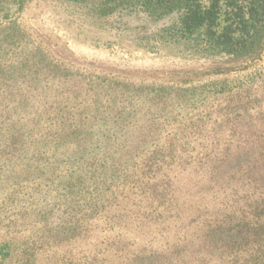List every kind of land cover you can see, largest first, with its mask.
<instances>
[{
	"label": "rangeland",
	"instance_id": "374dc122",
	"mask_svg": "<svg viewBox=\"0 0 264 264\" xmlns=\"http://www.w3.org/2000/svg\"><path fill=\"white\" fill-rule=\"evenodd\" d=\"M100 3L0 0V40L14 42L2 52L0 103L19 125L30 119L25 148L0 152V226L8 216L21 231L11 237L6 264H138L164 250L177 264L182 251L175 242L192 239L196 217L215 216L225 200L242 192L252 198L246 194L264 185V171L254 172L264 164L260 156L248 162L244 148L225 155L226 138L244 129L235 120L242 106L261 104L264 112V51L218 73L215 65L229 66L228 56L167 33L178 12L102 15ZM32 56L31 81L20 65ZM34 58L45 63L35 68ZM47 66L62 76L44 80ZM39 86L48 108L59 100H109L98 118L89 114L87 122L101 128L89 133L83 150L51 146L48 133L33 136ZM124 106V129L104 132ZM246 163L256 178L244 173L238 180L235 170ZM156 228L164 237L147 246Z\"/></svg>",
	"mask_w": 264,
	"mask_h": 264
},
{
	"label": "trees",
	"instance_id": "16d2710c",
	"mask_svg": "<svg viewBox=\"0 0 264 264\" xmlns=\"http://www.w3.org/2000/svg\"><path fill=\"white\" fill-rule=\"evenodd\" d=\"M117 11H128L129 13L141 11L157 16L178 12L180 14L179 23L169 26L166 29L167 33L187 40L199 51L211 55L228 56L229 66L225 63L215 65L218 73H228L230 70L237 69V67L233 68V62L239 64L238 66L243 65L250 58H259L264 51V0H101L99 12L102 15H110ZM13 44V40H0V70L6 63L2 52L8 49L7 46L12 47ZM34 59L36 60V58ZM41 63L44 64L45 60H36L35 68L39 67ZM20 68L26 69L24 70L26 73L22 77H28L32 81L34 75L33 56L23 58ZM47 69L49 71L44 80L62 76L58 70L56 72L49 66ZM41 71L42 67L38 68L35 75L41 76ZM45 89L40 86L36 88L40 98L33 100L35 102L33 104H37L33 121L30 122L32 124L30 131L33 132V136L48 133L52 138L54 137L53 140L46 141L49 144L52 142L51 146L83 150L87 145L89 133H93V131L95 133L101 128L100 124L94 127V124L87 122L89 114L93 112L95 118H98L101 108L104 107L106 110L108 107L106 104L109 100H59L48 108L50 100H41ZM26 101L22 100L21 106H26ZM94 104L95 108L90 109ZM41 107H45L48 112L41 114ZM242 107H244V111L236 113L235 120L239 121L244 129L240 130L237 136L234 131L226 138L225 155L229 157L237 150L244 148V156H249L248 162L260 156L259 161L264 163V127H262L264 112L261 110L262 105L246 103ZM125 110L126 106L121 111H116L109 116L110 120L105 122L104 132L108 131L112 135L124 129L127 123V120L123 118ZM232 120L233 117L224 119L226 122ZM29 121L28 118L25 123L19 125L18 121L6 118L0 103V152L16 151L19 146L25 145V128ZM260 121L261 127H258L257 123ZM3 137L7 140L4 149L1 144ZM250 164L239 165L235 170L238 180L244 173L248 180L251 176L256 178L254 172L261 175L264 171V164H262L253 173H247ZM245 182L241 181L240 186ZM248 188L247 185L246 189ZM254 188L252 193L246 194H253L252 198L242 199L245 194L242 192L234 197L235 199H227L224 204L222 202L224 210L217 207L215 216L196 217L191 224L193 226L192 239L188 240L185 245H181L180 241L175 242L178 243V248H181L178 251H182L181 257L176 260L177 264H264V185H255ZM4 222L8 223L0 226V230H2L0 233V264H6L3 260L4 256H9L13 250L12 235L21 232L17 227L10 225L13 221L8 216ZM74 224H78V222H74ZM154 231L151 232L148 241H145L147 246L158 238L164 237V233L160 229L156 228ZM142 235L146 236L145 231L142 232ZM30 249V246L27 247L25 254ZM118 251H121V248H116V253ZM165 251L158 252L154 258H152V254L145 258L141 257L138 264H173L168 259V255L166 256ZM199 252L204 254H201L197 259L196 254ZM187 257L199 261L190 262L191 260L186 259ZM96 259L93 257L87 260V263H92ZM25 264H30V262Z\"/></svg>",
	"mask_w": 264,
	"mask_h": 264
}]
</instances>
